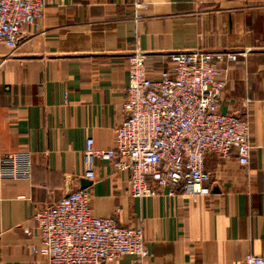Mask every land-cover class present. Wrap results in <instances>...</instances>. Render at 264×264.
Wrapping results in <instances>:
<instances>
[{"label": "crops", "instance_id": "obj_1", "mask_svg": "<svg viewBox=\"0 0 264 264\" xmlns=\"http://www.w3.org/2000/svg\"><path fill=\"white\" fill-rule=\"evenodd\" d=\"M135 49L153 78L177 51L236 54L219 63V108L247 119L249 163L234 149L206 155L207 197H131L128 172L101 159L94 180L84 174L86 139L114 144ZM19 150L31 153L32 170L29 179L0 180V264H46L33 214L82 188L93 215L143 226L152 264L264 255V0H45L16 49L0 42V157ZM107 264L135 262L124 255Z\"/></svg>", "mask_w": 264, "mask_h": 264}, {"label": "built area", "instance_id": "obj_2", "mask_svg": "<svg viewBox=\"0 0 264 264\" xmlns=\"http://www.w3.org/2000/svg\"><path fill=\"white\" fill-rule=\"evenodd\" d=\"M45 0H0V42L16 49L24 28L43 17ZM236 54L203 50L177 51L171 63L150 77L145 54L127 58V86L122 121L112 147L97 148L88 137L83 150L84 174L94 180V163L108 161L127 171L134 198L182 193L193 199L210 194L211 173L205 157H228L235 150L249 163V124L242 115L224 113V81L219 63ZM32 155L19 150L0 157V180L29 179ZM39 236L36 251L46 264H107L124 255L135 264H152L143 226L121 225L114 216L93 215L86 188L71 191L33 214ZM25 233L30 230L26 228ZM244 264H264V255L247 253Z\"/></svg>", "mask_w": 264, "mask_h": 264}, {"label": "water", "instance_id": "obj_3", "mask_svg": "<svg viewBox=\"0 0 264 264\" xmlns=\"http://www.w3.org/2000/svg\"><path fill=\"white\" fill-rule=\"evenodd\" d=\"M81 183H82L83 185H87V184L90 183V180L82 179V180H81Z\"/></svg>", "mask_w": 264, "mask_h": 264}]
</instances>
